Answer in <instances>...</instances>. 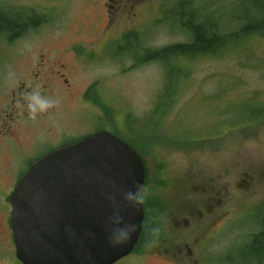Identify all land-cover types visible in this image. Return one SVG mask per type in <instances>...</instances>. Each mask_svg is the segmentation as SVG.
I'll use <instances>...</instances> for the list:
<instances>
[{"label":"rangeland","instance_id":"rangeland-1","mask_svg":"<svg viewBox=\"0 0 264 264\" xmlns=\"http://www.w3.org/2000/svg\"><path fill=\"white\" fill-rule=\"evenodd\" d=\"M190 1L194 10L205 8L209 19L215 18L217 10L228 16L229 0ZM178 2L119 0L108 8V0H0V20L8 22L9 17L22 22L27 16L34 20L28 28L23 23V29H6L9 37L0 35V264H20L14 256L7 219L8 197L25 168L24 161L34 157L39 144L49 148L57 141L92 132L94 122L110 127L141 153L144 192L151 194L149 186L154 185L157 205L165 193L186 195L191 187L196 194L203 185L214 183L224 199L219 197L218 213L207 225L217 227V232L220 226L241 231L239 240L228 233L224 241L231 249L237 244L241 249L245 246L246 235L255 227L248 209L264 203V121L238 130L233 128L241 121L220 122L229 119L230 108L235 111L240 101L253 94L258 104L264 105V38L248 41L244 47L250 54L246 56L225 49L226 56L182 61L189 72L183 84L186 90L161 121L160 115L151 113L164 86L163 66L148 60L135 63L141 57L130 58V52L121 50L120 45L136 25L142 26L145 49L190 42L170 20L161 29L150 24L158 16L160 3L167 11ZM220 29L224 30L222 24ZM3 31L0 23V33ZM52 70L66 73L68 83L54 79ZM231 82L240 85L232 95L228 91ZM88 87L103 99V111L79 100V93ZM174 128L200 141L170 143L167 131ZM223 129L227 132L220 136ZM201 182L203 185L198 184ZM242 213L244 217H239ZM158 231L161 234V229ZM221 241L206 245L215 248ZM128 258L123 264H136L137 260L159 264L153 258L145 261L143 256ZM258 263L264 264V258ZM243 264L255 263L247 259Z\"/></svg>","mask_w":264,"mask_h":264},{"label":"water","instance_id":"water-1","mask_svg":"<svg viewBox=\"0 0 264 264\" xmlns=\"http://www.w3.org/2000/svg\"><path fill=\"white\" fill-rule=\"evenodd\" d=\"M143 183L138 153L105 130L45 154L8 197L16 260L114 264L131 253L142 230ZM128 229L125 239L113 241Z\"/></svg>","mask_w":264,"mask_h":264},{"label":"flooded vegetation","instance_id":"flooded-vegetation-1","mask_svg":"<svg viewBox=\"0 0 264 264\" xmlns=\"http://www.w3.org/2000/svg\"><path fill=\"white\" fill-rule=\"evenodd\" d=\"M117 3H119V0H108V3H105V5L108 8H112L113 5ZM105 15H107V13H105ZM1 20L0 23L3 24L4 31L0 33V35L4 37H9L6 34V29L8 32L13 28H15L16 31L23 29L21 27L23 23L24 26L28 28L30 27V23L34 21L30 20L28 16L23 20L21 19L22 22H20L19 18L10 19L9 17L7 18L8 22H6L4 18H1ZM17 20L19 21L18 24L15 23ZM13 23L14 26H12ZM144 38L145 37H142V42L144 41ZM139 40V35H135L134 41ZM142 53H144L143 50ZM51 73L54 79H61L63 83H68V79L65 76L66 73L59 70H52ZM90 90L91 87H88L86 90L79 93V100L87 101L94 106H100L99 103L96 102L99 98L96 95V92H91ZM88 94L91 96L90 98H87ZM94 125L95 127H93L92 132L85 133L76 139L57 141L54 146L49 148L44 146L45 144H39V146L43 147H35V149L39 150L35 152L34 157H30L24 161L25 168L21 170L17 176L16 182L24 174L21 175V173L24 170L26 171L33 162L53 150L75 143L83 137L101 130L108 131L117 136L108 129L110 127L102 126L100 123L96 122H94ZM192 142L193 141H191V143ZM40 150H42L41 154H39ZM202 183L203 182L198 184L203 185ZM145 187L146 175H144V183L139 194V201L143 210V221L142 230L137 243L131 253L119 259L114 264H123L128 261V257L132 256H138L141 258L143 256L145 261L147 258H153L158 261L157 263L159 264H243V261L247 259L253 261L255 264H259L258 262L264 258V203L253 205L248 209L250 210V216L255 219V227L246 235L245 238L247 239V242L245 243V246L241 249L236 243V248L231 249L229 248V242L224 241V238L229 236L227 235L229 233L234 236L235 240H239L242 238L243 233L241 231L233 230L232 228L229 229L227 226H220L217 232V227L207 225L209 218L212 217L213 219L218 213L216 206L219 205V197H224L220 189L215 190L214 183L203 185L202 189L197 190L196 194H193L196 189L191 187L188 189L189 194L186 195L178 193L175 196H171L170 194L165 193L160 196L161 203L158 205L159 198H157L155 193L152 192L154 185L149 186V189L151 188V194H149V190L144 192ZM163 188L167 190L169 189V185L165 183ZM154 206H156L155 210ZM158 206L160 207L159 212L161 213H158ZM222 208H224V204ZM165 212L166 216L163 214ZM238 216L244 217V213ZM9 220L10 218L8 215V227H10ZM158 229H161V234ZM217 239H222L221 244L218 247H207V242L212 243ZM136 264L143 263L137 260Z\"/></svg>","mask_w":264,"mask_h":264},{"label":"trees","instance_id":"trees-1","mask_svg":"<svg viewBox=\"0 0 264 264\" xmlns=\"http://www.w3.org/2000/svg\"><path fill=\"white\" fill-rule=\"evenodd\" d=\"M229 1L228 16L226 17L221 10H217L214 19H209L203 7L194 10L190 0H179L177 4L167 11H165V8L160 3L157 9L158 16L150 22L153 28L158 27L161 29V27L166 25V20H170L174 28L177 31H183L190 42L172 44L156 50L145 49L141 45L143 29L139 25H136L132 32H128L121 39V50H128L130 52L129 56L132 59L141 57L140 61L135 63L148 60L159 63L164 68V86L156 97L154 109L151 113L154 116L160 115L161 121L172 112L178 102L180 93L186 90V86L183 84L188 80L189 72L184 69L182 61H198L203 57L226 56L223 54L225 49L227 52L234 51L238 55L242 54L246 56L250 54V49L244 47L247 46L248 41L254 37L264 38V0ZM221 24L224 30L220 29ZM135 35H139L141 42L140 40L134 41ZM142 50L144 53H142ZM239 57L237 56L235 59ZM256 60L261 61L260 59ZM239 86L238 82H231L228 91L232 95L231 91ZM96 95L100 98L95 97L98 98L96 102L99 103V107L103 111L101 101L103 99L97 92ZM256 96V94H253L251 97L240 101L235 111H232L233 108H230L229 119L222 120L220 123H228L229 125V123L233 124L241 121L238 127L233 128L234 130L259 125L264 121V105L258 104ZM88 97L90 98L91 96L88 94ZM252 105L255 107H251ZM104 114H107V112ZM258 117H261V119L257 120ZM157 123L158 121L155 122V125ZM167 132L166 138L170 143L188 144L191 141H200L184 136L177 128ZM226 132L223 129L219 135L221 136L222 133ZM137 153L142 158L141 153Z\"/></svg>","mask_w":264,"mask_h":264},{"label":"clouds","instance_id":"clouds-1","mask_svg":"<svg viewBox=\"0 0 264 264\" xmlns=\"http://www.w3.org/2000/svg\"><path fill=\"white\" fill-rule=\"evenodd\" d=\"M128 199H129V201H131L132 197L129 196ZM129 232H130V229L121 231L120 233L114 235L113 241L115 243L121 242L123 239H125L127 237V235L129 234Z\"/></svg>","mask_w":264,"mask_h":264}]
</instances>
